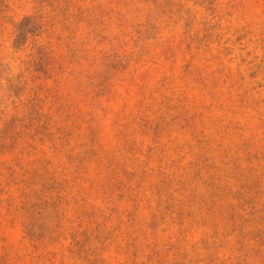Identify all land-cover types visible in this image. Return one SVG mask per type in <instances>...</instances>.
<instances>
[{"label":"rangeland","instance_id":"obj_1","mask_svg":"<svg viewBox=\"0 0 264 264\" xmlns=\"http://www.w3.org/2000/svg\"><path fill=\"white\" fill-rule=\"evenodd\" d=\"M0 264H264V0H0Z\"/></svg>","mask_w":264,"mask_h":264}]
</instances>
